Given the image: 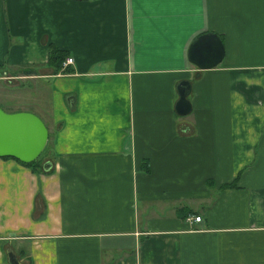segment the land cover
Here are the masks:
<instances>
[{
	"label": "crops",
	"instance_id": "0c3cea01",
	"mask_svg": "<svg viewBox=\"0 0 264 264\" xmlns=\"http://www.w3.org/2000/svg\"><path fill=\"white\" fill-rule=\"evenodd\" d=\"M0 80L49 129L0 157V264H264V0H0Z\"/></svg>",
	"mask_w": 264,
	"mask_h": 264
},
{
	"label": "water",
	"instance_id": "95a60500",
	"mask_svg": "<svg viewBox=\"0 0 264 264\" xmlns=\"http://www.w3.org/2000/svg\"><path fill=\"white\" fill-rule=\"evenodd\" d=\"M223 44L216 32L196 36L189 46V57L199 67L217 64L223 55ZM187 83L179 87L176 110L180 114L190 111ZM49 129L44 120L30 110H6L0 106V157L13 156L24 162L35 159L44 149ZM50 164L47 161L45 166ZM9 264H22L13 251H8Z\"/></svg>",
	"mask_w": 264,
	"mask_h": 264
},
{
	"label": "trees",
	"instance_id": "16d2710c",
	"mask_svg": "<svg viewBox=\"0 0 264 264\" xmlns=\"http://www.w3.org/2000/svg\"><path fill=\"white\" fill-rule=\"evenodd\" d=\"M65 57H66V52L64 50L59 49V48H56V47H50V49H49L48 62L49 63H52L55 66V69L56 70L59 69V67H61L62 62L65 59ZM44 150H45V147L42 150V152L35 159H33L32 161H29V162H24L22 160H19L16 157H13V156H3V157H6V158L7 157L15 158L18 161H20L21 163L30 166V168L33 171H39L41 169V165L43 164V162L41 164L40 156L43 154V151Z\"/></svg>",
	"mask_w": 264,
	"mask_h": 264
},
{
	"label": "rangeland",
	"instance_id": "374dc122",
	"mask_svg": "<svg viewBox=\"0 0 264 264\" xmlns=\"http://www.w3.org/2000/svg\"><path fill=\"white\" fill-rule=\"evenodd\" d=\"M4 78V77H3ZM5 78H7V77H5ZM4 78V79H5ZM1 81V80H0ZM23 84H25V82H22ZM22 83L19 81V79L17 78V79H12V81L11 82H9V81H7V79H5L4 80V82H3V84H4V86L6 87V88H13V87H16L17 85L19 86L20 84L22 85ZM27 91L28 92H30L31 91V89H27V88H24L23 89V91H22V93H21V95L23 96L24 95V93H27ZM12 92V93H11ZM10 93H6L5 91L4 92H2L1 90H0V98L2 99V102L4 103H9V101L10 100H15V101H17L18 99H17V93L14 91V90H12ZM13 92L15 93V94H13ZM15 95V96H14ZM49 96L50 95H46V94H43L42 95V98L46 101V102H48V99H49ZM51 97V96H50ZM9 99V100H8ZM6 100V101H5ZM8 101V102H7ZM19 106V105H18ZM31 109H34V106H31ZM31 111V110H30ZM38 111H40V110H38ZM37 114V113H36ZM39 115V114H38ZM45 117H47V115L46 114H43ZM40 116V115H39ZM41 117V116H40ZM42 118V117H41ZM43 119V118H42ZM45 123H48L46 120L44 121ZM47 145V144H46ZM47 148H48V146H45V150L43 151V154L40 156V161L41 162H43L44 161V158H45V155H46V153H47Z\"/></svg>",
	"mask_w": 264,
	"mask_h": 264
},
{
	"label": "built area",
	"instance_id": "2783aa9c",
	"mask_svg": "<svg viewBox=\"0 0 264 264\" xmlns=\"http://www.w3.org/2000/svg\"><path fill=\"white\" fill-rule=\"evenodd\" d=\"M73 60H74V59H73L72 56H66L65 59H64L63 62H62V65H63V66H66L67 64L72 63ZM186 219H187L188 221H190V220H192V219H194V220H200V219H201V215H200V214H196V215L189 214V215L186 217Z\"/></svg>",
	"mask_w": 264,
	"mask_h": 264
}]
</instances>
